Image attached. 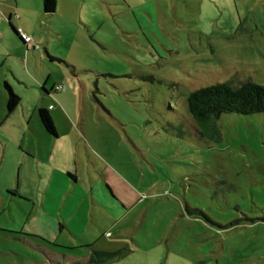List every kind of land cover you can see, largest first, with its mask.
I'll return each mask as SVG.
<instances>
[{
  "label": "rangeland",
  "instance_id": "obj_1",
  "mask_svg": "<svg viewBox=\"0 0 264 264\" xmlns=\"http://www.w3.org/2000/svg\"><path fill=\"white\" fill-rule=\"evenodd\" d=\"M7 53L15 76L65 89L40 202L68 224L22 229V155L0 141V264H264V113L223 114L210 138L187 106L201 87L264 85V0H0Z\"/></svg>",
  "mask_w": 264,
  "mask_h": 264
},
{
  "label": "crops",
  "instance_id": "obj_2",
  "mask_svg": "<svg viewBox=\"0 0 264 264\" xmlns=\"http://www.w3.org/2000/svg\"><path fill=\"white\" fill-rule=\"evenodd\" d=\"M16 10L20 9L16 8ZM22 16L23 10H21ZM14 26L26 34L25 22L24 24L21 23L24 29L18 25ZM24 45L26 48H29V45L25 43ZM10 55L7 53L5 59L0 58V129L8 130L7 133L0 131L2 137L0 141L5 153L8 144L15 139L22 155L19 187L15 192L23 199L31 201L33 205L30 216L22 224V229L48 237L47 232H51L53 228L55 230L58 224L61 225V222L64 225L68 224L67 220L55 216L46 210L45 206L41 208V204L43 203L40 202L44 200L43 196H45L47 191L45 188L47 182L50 185L54 175V166L51 167L53 162L52 155L56 150L57 142L61 136L60 130L56 126V121L59 117L63 116L60 105L64 103L62 94H64L65 89L58 91L56 89L57 84L54 85L53 83L47 87V83H41L43 77L39 78L38 82L29 75H24V79L21 76H15L13 72L7 69V67H12L8 65ZM45 59V56H43L42 60L44 61ZM19 65V68L25 71L22 68V64ZM4 82H8L15 93L21 98L20 104L10 114L7 113L6 105L8 97L4 89ZM38 85H42L41 93H39L40 89H38ZM40 108H46L48 110L55 123L58 136L51 135L43 127H32V122L36 123L34 121L36 117L37 121L41 123L38 115ZM60 173V177L63 176L65 178L66 173L75 179L73 180L74 182L77 180V177L69 169L61 171ZM92 187L91 190L94 189ZM107 209L109 211H104L105 215L110 217V213H113L112 216L120 217L119 214H116L114 206L109 205Z\"/></svg>",
  "mask_w": 264,
  "mask_h": 264
},
{
  "label": "trees",
  "instance_id": "obj_3",
  "mask_svg": "<svg viewBox=\"0 0 264 264\" xmlns=\"http://www.w3.org/2000/svg\"><path fill=\"white\" fill-rule=\"evenodd\" d=\"M42 3L45 13L55 12L57 0H42ZM14 28L20 37L18 28L15 26ZM4 89L8 97L7 113L10 114L20 104L21 98L8 82H4ZM56 89L61 91L64 87L57 85ZM187 106L197 124L195 130L198 134L202 137L213 138L219 135L217 121L223 114L253 115L264 113V85L248 80L239 86H232L229 82H223L201 87L189 94ZM38 115L43 128L51 135L58 136L55 123L48 110L40 108ZM5 232L14 233L10 230ZM101 254L106 255L107 258L111 256L110 253L106 252Z\"/></svg>",
  "mask_w": 264,
  "mask_h": 264
},
{
  "label": "built area",
  "instance_id": "obj_4",
  "mask_svg": "<svg viewBox=\"0 0 264 264\" xmlns=\"http://www.w3.org/2000/svg\"><path fill=\"white\" fill-rule=\"evenodd\" d=\"M18 32H19V35H20L21 39L23 40V42L26 45H30L32 42V38L29 35L23 33L21 30H18Z\"/></svg>",
  "mask_w": 264,
  "mask_h": 264
}]
</instances>
